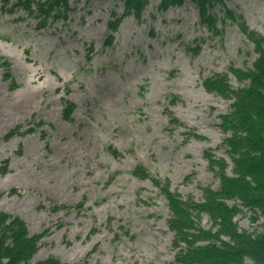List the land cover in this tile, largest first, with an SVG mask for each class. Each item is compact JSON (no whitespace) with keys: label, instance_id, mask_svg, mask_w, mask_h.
Here are the masks:
<instances>
[{"label":"rangeland","instance_id":"374dc122","mask_svg":"<svg viewBox=\"0 0 264 264\" xmlns=\"http://www.w3.org/2000/svg\"><path fill=\"white\" fill-rule=\"evenodd\" d=\"M15 1L0 0V212L43 234L30 264H174L168 203L133 171L193 202L218 188L206 156L228 162L219 116L232 101L202 81L224 74L233 89L246 84L228 68L250 69L257 53L225 14L264 37V0H223L210 30L189 0L166 11L149 0L140 18L122 20L111 47L119 0H69L65 14L39 24L9 8ZM64 98L76 104L72 122ZM169 114L179 123L168 125ZM235 221L264 226L247 210ZM196 226L211 221L202 214Z\"/></svg>","mask_w":264,"mask_h":264},{"label":"trees","instance_id":"16d2710c","mask_svg":"<svg viewBox=\"0 0 264 264\" xmlns=\"http://www.w3.org/2000/svg\"><path fill=\"white\" fill-rule=\"evenodd\" d=\"M124 4V15L133 13L140 18L148 0H120ZM187 0H160L158 8L167 10L171 6H182ZM198 9L199 19L207 28H215L216 14L213 9L223 5V0H189ZM15 6L21 7L37 16L38 23L49 17L63 15L68 9V0H17ZM225 19L237 23L254 46L257 58L252 68L246 71L230 68L238 81L248 83L238 89L228 84L225 76L215 75L204 81L208 92H216L231 99L230 112L221 117V128L230 133L223 145L232 164L228 174V164L224 159H214L207 154L208 163L214 165L219 179L216 190L203 189V201L183 200L169 191L168 186L152 179V183L165 196L171 212L169 229L174 233V248H179L175 264H264V226L260 232L240 230L234 221L235 216L250 211L254 219H264V37L249 31L243 22H239L230 10ZM121 16V18L123 17ZM120 19L109 22L110 34L106 44L113 41ZM208 28V29H209ZM209 29V30H210ZM2 64L7 69L8 64ZM76 105L64 100L62 116L73 121ZM43 123V122H39ZM178 123L170 116L169 124ZM20 126L7 134V138L16 133ZM134 174L147 177V172L138 166ZM237 200L240 204L228 205V201ZM206 214L211 227L203 229L196 226V218ZM43 234L29 236L25 223L18 217L0 212V264H30L38 250ZM36 264H65L58 259L48 258Z\"/></svg>","mask_w":264,"mask_h":264}]
</instances>
